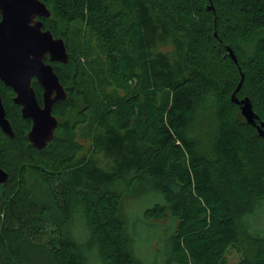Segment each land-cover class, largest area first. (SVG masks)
<instances>
[{
  "label": "trees",
  "instance_id": "obj_1",
  "mask_svg": "<svg viewBox=\"0 0 264 264\" xmlns=\"http://www.w3.org/2000/svg\"><path fill=\"white\" fill-rule=\"evenodd\" d=\"M43 2V29L69 52L52 63L66 99L38 150L0 80L14 134L0 129V264H226L232 250L264 264V137L231 100L243 74L235 98L264 122V0ZM120 181L162 197L142 213L165 227L150 259L126 231Z\"/></svg>",
  "mask_w": 264,
  "mask_h": 264
},
{
  "label": "water",
  "instance_id": "obj_2",
  "mask_svg": "<svg viewBox=\"0 0 264 264\" xmlns=\"http://www.w3.org/2000/svg\"><path fill=\"white\" fill-rule=\"evenodd\" d=\"M49 15L43 0H0V80L13 90V102L21 108L22 117L31 120L27 139L38 150L44 149L52 141L57 128V119L52 114L53 104L66 99V92L52 63L66 64L69 52L63 38H56L50 30L43 29V22L39 18ZM227 52L237 64L230 47H227ZM243 78L241 74L231 100L240 107L246 123L254 126L259 136L264 137V122L254 113L249 98H235ZM33 80L42 88L41 104L32 86ZM0 129L13 138L1 95ZM7 178L8 174L0 167V184H4Z\"/></svg>",
  "mask_w": 264,
  "mask_h": 264
},
{
  "label": "rangeland",
  "instance_id": "obj_3",
  "mask_svg": "<svg viewBox=\"0 0 264 264\" xmlns=\"http://www.w3.org/2000/svg\"><path fill=\"white\" fill-rule=\"evenodd\" d=\"M200 104L202 106L200 108L201 116H197L198 131L207 134L208 130L214 126L213 118L205 115V112L208 111L211 103L206 97L205 101ZM116 188L117 190L123 192L122 217L126 223L127 233L134 240L136 253L141 259H150L162 246L160 238L163 235L165 227L163 228V225L160 223H158V227L152 226L151 221L148 222L143 220L142 213L146 206H150L155 202H159L160 204L163 203L162 197L154 192L143 191L140 193L134 189H128L126 183L121 181L116 184ZM257 218H259V221L261 222L257 227L264 230V214L263 216ZM162 223L164 224L165 221ZM254 226L255 225H253V227ZM75 228L80 232L82 231V226H80L78 222L76 223ZM242 242H244V250L249 251V248L256 246L255 242L249 243L244 239ZM238 258L239 254L235 250H232L226 264H236Z\"/></svg>",
  "mask_w": 264,
  "mask_h": 264
},
{
  "label": "flooded vegetation",
  "instance_id": "obj_4",
  "mask_svg": "<svg viewBox=\"0 0 264 264\" xmlns=\"http://www.w3.org/2000/svg\"><path fill=\"white\" fill-rule=\"evenodd\" d=\"M39 19H40V18H39ZM46 58H47V61H48V56H46ZM45 60H46V59H45ZM48 62H49V61H48ZM48 62H47V63H48Z\"/></svg>",
  "mask_w": 264,
  "mask_h": 264
}]
</instances>
